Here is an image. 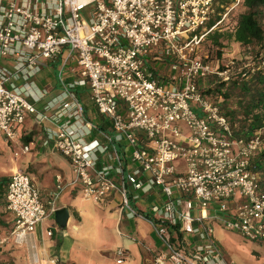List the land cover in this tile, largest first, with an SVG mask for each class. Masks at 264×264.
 I'll return each mask as SVG.
<instances>
[{
	"label": "built area",
	"instance_id": "obj_1",
	"mask_svg": "<svg viewBox=\"0 0 264 264\" xmlns=\"http://www.w3.org/2000/svg\"><path fill=\"white\" fill-rule=\"evenodd\" d=\"M215 2L2 0L0 5L2 134L13 142L29 112L53 122L56 129L45 143L51 140L68 159L69 184L80 188L81 197L104 203L116 194L119 222L125 215L152 226L160 249L146 264H236L222 256L211 220L264 241V190L251 169L260 131L236 135L217 101L201 92L209 77L229 81L235 69L231 59L218 64L199 54L198 45L221 21L206 26ZM90 4V15H83ZM63 51L65 61L75 56L79 77L48 104L51 114L38 112L19 87L5 85L10 76L3 58L13 56L14 70L24 72L38 58ZM156 60L165 63L164 73L151 67ZM76 86H88L90 101L108 120L109 129L98 130L97 138L89 137L95 126L70 90ZM20 150L30 151L29 145ZM56 181L53 196L64 187L60 176ZM7 183L13 226L0 243L22 244L53 215L54 199L44 203L22 170L15 169ZM145 200L148 211H141L136 205ZM123 254L118 248V262Z\"/></svg>",
	"mask_w": 264,
	"mask_h": 264
},
{
	"label": "crops",
	"instance_id": "obj_2",
	"mask_svg": "<svg viewBox=\"0 0 264 264\" xmlns=\"http://www.w3.org/2000/svg\"><path fill=\"white\" fill-rule=\"evenodd\" d=\"M66 54V51H63L52 59L38 58L36 67L27 65L24 72L14 70L16 62L13 56L3 58L2 64L10 76L5 85L14 84L19 87L27 101L31 102L38 112L51 114L54 109L48 107V104L60 96L65 83H72L79 77L75 56L65 61ZM161 63L163 62L156 60L151 67L156 72L164 73L166 66ZM70 90L75 98L83 103L85 117L95 126L89 137H99L98 130L107 131L109 123L97 111L93 101H90L88 86H76ZM24 119V122L17 126L18 137L13 142L7 141L0 130L4 140L17 146L21 152L20 154L15 151V155L20 158L11 163L10 168L0 170V240L9 236L13 226V215L7 209L5 193L9 176L15 169L28 174L39 188L40 198L44 203L54 199L55 210L66 207L68 217L64 227H60L56 224L53 213L38 223L22 244L16 245L9 239L1 242L0 264H146L154 251L160 249V242L152 226L145 219L127 218L125 215L119 222V196L116 194L104 203H87L86 199L81 197L80 188L69 184L73 171L68 159L53 147L51 140L45 143L47 133L55 131V124L46 118L40 120L30 112L25 114ZM22 145H29L30 151H21ZM55 152L64 160L55 162L52 157ZM37 160L43 161L41 163L45 165L36 171L34 164ZM28 171L35 173L30 175ZM57 175L60 176L64 187L53 196L51 193L56 189ZM148 201L145 200L143 204L138 203L136 206L141 211H148ZM49 230L51 233L48 235ZM118 230L126 236L119 234ZM130 235H135L136 243L128 239ZM104 236L113 239L112 246L107 244ZM89 240L94 241L93 249L86 243ZM118 248L124 250L122 262L117 261ZM110 257L112 261H108Z\"/></svg>",
	"mask_w": 264,
	"mask_h": 264
},
{
	"label": "trees",
	"instance_id": "obj_3",
	"mask_svg": "<svg viewBox=\"0 0 264 264\" xmlns=\"http://www.w3.org/2000/svg\"><path fill=\"white\" fill-rule=\"evenodd\" d=\"M215 1L216 12L223 13L235 0ZM236 6L242 10L237 12L232 28L223 33L213 32L215 34L210 35L211 42L216 46L217 57H223L220 46L223 45V40L228 39L236 41L247 51V55L233 62L234 74L229 81L209 77L201 92L217 101L236 135L250 136L254 131L264 129V0H239ZM216 14L211 16L207 27L221 20L219 25L227 16L226 14L223 18ZM261 143V147L251 158V169L259 175L260 185L264 189L262 136Z\"/></svg>",
	"mask_w": 264,
	"mask_h": 264
},
{
	"label": "rangeland",
	"instance_id": "obj_4",
	"mask_svg": "<svg viewBox=\"0 0 264 264\" xmlns=\"http://www.w3.org/2000/svg\"><path fill=\"white\" fill-rule=\"evenodd\" d=\"M216 7L217 5L214 6V11L212 15H215L217 13ZM93 8L94 5L90 4L89 7L83 10V15L85 16L90 15L91 10ZM240 10H242V8L236 6V0H235L233 1V3H231L224 9L223 13L221 12L217 13L224 18V16L229 12L225 20L222 23H220L217 27H215L213 30L208 32V34L202 39L201 43L198 45L199 54L202 57L206 56V59L214 63L217 62L219 64L229 59H231L234 62L235 60H239L240 58H242L244 55H247V51H245V49L241 47L236 41H233L232 39H228V40H223V45L220 46V49L223 53L222 55L223 57L222 58L217 57L216 46L213 45L210 37V35L215 34L213 32L223 33L231 29L233 22L236 18V14ZM209 23L210 22L208 21L206 23V26ZM263 27H264V23H263ZM161 65H165V63H161ZM207 83L208 82H206V84ZM259 131H260V135L264 137V129H261ZM15 151L21 154L17 146L6 142L4 140L3 135L0 134V170H6L10 168L9 167L10 164L14 163V161L20 158L17 155H15ZM52 157L54 158L55 162H57V160H64L62 157H60V155L57 152H55ZM179 161L180 160L175 161L176 165ZM41 162L43 161L37 160L36 163L34 164L37 167L36 171L41 170V168L44 167L45 163H41ZM33 172L35 173V171H31V172L28 171L30 175H34ZM86 202L92 204L91 200L86 199ZM100 212L102 211L100 210ZM210 223L213 225L214 228L213 238L214 240H216L222 256L229 259H233L236 264H264V241L259 239L256 240L248 239L247 237L242 235L241 232L231 230L225 227L220 220H211ZM130 236L128 237V239L131 240L133 243H136V241H134L135 235H130ZM103 238H106V241L108 242L107 244H109V246L113 245L112 243L113 239L111 237L104 236ZM86 243L92 249L94 248L93 240H89ZM89 247L87 248L90 249ZM108 261H112L111 257L108 258Z\"/></svg>",
	"mask_w": 264,
	"mask_h": 264
},
{
	"label": "water",
	"instance_id": "obj_5",
	"mask_svg": "<svg viewBox=\"0 0 264 264\" xmlns=\"http://www.w3.org/2000/svg\"><path fill=\"white\" fill-rule=\"evenodd\" d=\"M53 213H54V218H55L56 224L60 227H64L65 222H66L67 217H68L66 207L58 208V209L54 210Z\"/></svg>",
	"mask_w": 264,
	"mask_h": 264
}]
</instances>
